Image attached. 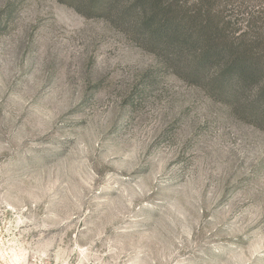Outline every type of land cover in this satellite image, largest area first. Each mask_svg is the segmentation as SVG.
<instances>
[{"label":"rangeland","instance_id":"1","mask_svg":"<svg viewBox=\"0 0 264 264\" xmlns=\"http://www.w3.org/2000/svg\"><path fill=\"white\" fill-rule=\"evenodd\" d=\"M0 264H264V131L103 18L0 0Z\"/></svg>","mask_w":264,"mask_h":264},{"label":"trees","instance_id":"2","mask_svg":"<svg viewBox=\"0 0 264 264\" xmlns=\"http://www.w3.org/2000/svg\"><path fill=\"white\" fill-rule=\"evenodd\" d=\"M264 131V0H58Z\"/></svg>","mask_w":264,"mask_h":264}]
</instances>
